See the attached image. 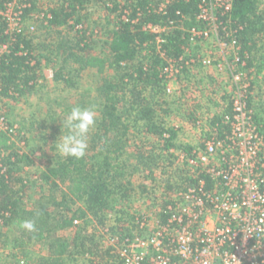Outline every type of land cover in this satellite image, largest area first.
Masks as SVG:
<instances>
[{
	"label": "trees",
	"instance_id": "obj_1",
	"mask_svg": "<svg viewBox=\"0 0 264 264\" xmlns=\"http://www.w3.org/2000/svg\"><path fill=\"white\" fill-rule=\"evenodd\" d=\"M42 1L28 0L29 6L23 9L24 21L42 12L39 10ZM53 2L54 5L36 19L35 34L59 31L60 39L51 45L54 55L44 57L38 53L35 34L16 36L9 51L0 59V95L16 99L31 92L43 79L42 73L47 65L45 58L51 62L53 81L68 90L78 88L83 71L96 70L105 77L97 88L96 97L92 101L80 100L77 105L93 106L98 112L95 126L88 137L87 153L81 160L59 156L42 173L40 180L49 187L48 199L44 204L27 207L25 199L28 197L29 183L21 174L33 162L27 155L21 154L13 136L0 133V226L10 230L12 247L20 253L13 255V264H18L19 257L29 258L28 250L35 245H44L46 253L35 257L31 264H79L80 258L88 262L93 261L92 257L105 258L109 251L102 248L95 235H86L81 229L84 227H75L76 220L86 221L92 217L104 225L107 213L115 211L119 216L113 226L114 231L130 233L138 229L133 224L131 214L119 209L120 206L130 207L136 192L130 181L136 167L130 161H122V142L132 125L144 126L160 145V153L149 152L146 157L142 155L146 160L144 169L149 171L147 178L156 179L155 172L161 167L160 160L176 158L171 150L176 149L187 155H192L195 150L193 146L176 143L178 131L158 119L156 108L163 106L167 89L162 75L164 60L160 52L171 59H179L191 47L188 31L204 26L198 20L199 0L172 2L164 12L157 11L162 0ZM5 3V0H0V12L4 10ZM94 3L102 4L107 9L108 20L110 14H115L117 18L114 27L107 32V49L102 54L95 52L101 40L96 39L95 30L90 27L89 6ZM169 21L175 22V28L162 35L164 42L160 45L158 35L143 29L149 23L166 24ZM6 29L7 24L0 16V44L8 40ZM230 30L235 32L241 62L246 63V69H256L258 80L264 73V0H234ZM109 72L112 74L107 75ZM247 103L250 109L252 99H248ZM163 113L168 111L163 109ZM254 119L259 131L264 134V118L255 113ZM218 124L221 125L220 118L213 122L214 126ZM182 172L183 169L178 167L172 179H163L165 188L177 189L181 186L179 182L188 181L187 177L181 176ZM162 173L166 174L167 171ZM176 173L181 174L177 177ZM67 184H70L69 191L64 189ZM208 187H211L210 180ZM142 189L146 192L149 187L146 185ZM127 201L129 205L124 203ZM76 203H82V209L74 211L72 206ZM28 219L36 222L33 232L18 227L19 221ZM166 220V216L162 215L161 222ZM126 224L131 227L127 229ZM71 228L78 230L72 239L60 235ZM1 264L12 263L2 261Z\"/></svg>",
	"mask_w": 264,
	"mask_h": 264
},
{
	"label": "built area",
	"instance_id": "obj_2",
	"mask_svg": "<svg viewBox=\"0 0 264 264\" xmlns=\"http://www.w3.org/2000/svg\"><path fill=\"white\" fill-rule=\"evenodd\" d=\"M5 1L0 16L7 24L8 40L0 44V59L16 36L36 33V26L23 20L28 0ZM162 1L158 12L179 0ZM233 5L234 0H199L198 20L204 26L188 31L191 47L179 59L160 52L168 94L173 93L172 80L188 83L196 92L197 86L190 79H183L182 73L196 74V67L211 69L226 74L235 86L230 110L220 114L221 125H213L212 129H204L202 121H196V126L207 133L203 147L192 155H176L183 169L181 176L188 181L179 182L177 189H167L162 182L158 196L161 204L155 217L133 206H120L131 214L138 229L122 233L113 227H102L101 246L109 254L105 258L92 257L88 264H264V134L248 108V95L243 93L251 85L245 73L246 63L239 56L235 32L230 30ZM123 18L127 20L126 16ZM173 28L174 21L143 27L158 35L159 45L164 42L162 35ZM211 40L216 49L235 52L236 63L213 53L201 57L193 54L194 49ZM241 83L245 86L240 87ZM2 98L0 95V133L15 139L17 129L8 120ZM162 215L166 222H161ZM74 226H81V221L76 220Z\"/></svg>",
	"mask_w": 264,
	"mask_h": 264
},
{
	"label": "rangeland",
	"instance_id": "obj_3",
	"mask_svg": "<svg viewBox=\"0 0 264 264\" xmlns=\"http://www.w3.org/2000/svg\"><path fill=\"white\" fill-rule=\"evenodd\" d=\"M53 5V0H43L39 6V10L42 12L38 15H34L33 19L26 20V24L37 27L36 19L42 17ZM89 11L91 12L90 27L95 30L96 39L101 40V44L96 47L95 52L97 54H102V51L104 52L107 49V46H105V41H107L108 37L107 32L114 27L113 25L117 22V18L115 14H110L108 20L107 9H105L102 4L98 3L90 5ZM39 33L35 34V36L33 35L36 48L39 50L38 53H41L44 57L54 55L51 50V45H53V41L57 42L60 39L59 31H49L47 32V34L49 33L48 35L45 33L43 34L42 31L40 34ZM210 53H213L218 58L224 57V59L230 61L232 64L233 62L236 63L237 55H235V52L230 53L228 50L222 52V50L216 49L214 47V40L206 41L193 51L194 55L200 57L211 55ZM44 63L47 65L44 67L42 73L43 79H40L39 84L31 92L16 99L3 97L1 100L9 122L16 126L17 138L14 140L18 145L17 147H19L21 154L24 153L33 162V165L27 166L21 174L29 183L27 192L28 197L25 199L28 208H32L35 205L37 206L38 203L44 204L48 199L49 187L40 180V177L59 157L58 153L55 151L54 145L61 135L60 121L63 120L64 116L70 112L73 107L78 105V101H92L97 95V88L101 85L105 77L98 74L96 70L83 71L80 74L78 88L68 90L63 85L53 81L51 62L45 58ZM194 70L197 72L196 74L194 72H184L182 73V77L183 79H190L191 83L195 84V86L197 85V91L193 93L188 83L172 80L170 88L173 93L168 94L166 89V95L163 99L164 104L161 108L157 107L156 109L157 115L159 116L158 119L160 121L163 120L167 127L174 128L178 131V137L176 139L177 144L193 146L195 149H199L202 147L207 133L205 130L200 129L201 127L196 126V121H202L204 129H212L214 120L219 118V115L216 114L217 110H219V106H215L217 101L213 100L212 97L215 98V95H217L216 93L219 92L226 93V101L223 100L221 102H223V106L230 107V97L236 90H234L235 86L232 81L229 82L226 74L224 75L214 71L215 77H219V79L224 77L226 80V82L222 80V83L219 84L220 86H216V83L208 82V76L206 77V82L199 83L198 77L201 74L198 72L207 69L196 67ZM255 71V68L252 70H245L251 87L249 90L244 88L243 93L248 95V99H252V107L250 108L252 114L258 113L260 117L264 118V73L256 80ZM251 73L252 75H250ZM109 74H112V72H109L107 75ZM245 83L247 84V80ZM245 83H241L240 87H244ZM200 89L206 90V92H208L206 93L207 97L210 98L201 99ZM163 109L167 110L168 113H163ZM96 117H98V112ZM38 138L42 141V145L38 144ZM122 146V161H130V163L136 167V172L130 179L131 187L136 188L131 206L139 210L142 209V211L145 210L155 217L156 209H158L159 204H161L158 196L162 188V182L165 183L163 179L167 180L169 177L172 179L174 171L180 166L176 157L179 150H171L176 158L168 157L167 159L166 157L164 161H159L161 167L156 169L155 179L154 177L147 178L149 171L144 169L146 166V160L144 158L149 152L152 154L160 153V145L152 135L146 132L144 126L132 125L127 135L124 136ZM142 155H145V157L143 158ZM164 171H167V173L163 174L162 172ZM179 174L176 173V176L179 177ZM146 185L149 189L143 192L142 187ZM64 189L69 191L70 184L64 185ZM124 203L129 205L128 201ZM72 207L75 211L82 209L83 204L76 203ZM116 208L117 207H115V209ZM118 216L119 213H115V211L108 212L106 222L102 226L98 221L92 219V217H89V220L86 221L80 220L81 226L84 227L81 229L86 235H95L96 239L100 241V231L102 227H113ZM76 230L77 229L71 231V229H68L61 232L60 235L72 239L75 232L78 231ZM12 245L10 230L0 226V264L2 261L12 264L15 263L13 255L15 253L20 255V253L15 251ZM28 251L29 258L19 257L18 264H27V261L28 264H31L35 257L46 253V247L44 245H35L31 246ZM32 257L33 259H31ZM81 259L82 258H80V262H78L79 264L84 262L86 264L88 263L87 259Z\"/></svg>",
	"mask_w": 264,
	"mask_h": 264
},
{
	"label": "clouds",
	"instance_id": "obj_4",
	"mask_svg": "<svg viewBox=\"0 0 264 264\" xmlns=\"http://www.w3.org/2000/svg\"><path fill=\"white\" fill-rule=\"evenodd\" d=\"M97 112L93 106H75L68 112L61 123V135L55 142V151L61 158L81 160L88 150V137L96 123ZM38 144L42 141L38 138ZM18 227L27 232L36 230L33 219L21 220Z\"/></svg>",
	"mask_w": 264,
	"mask_h": 264
},
{
	"label": "crops",
	"instance_id": "obj_5",
	"mask_svg": "<svg viewBox=\"0 0 264 264\" xmlns=\"http://www.w3.org/2000/svg\"><path fill=\"white\" fill-rule=\"evenodd\" d=\"M206 71V72H205ZM205 71H200V72H198V73H200L201 75L198 77V81H199V83L200 82H206L207 80H208V82L209 83H216L215 85L216 86H220L219 84H221L222 83V80H225V78L224 77H222V79L220 78L219 79V77H215V75H214V70H205ZM208 76V77H207ZM224 76V75H223ZM206 77L208 78L207 80H206ZM209 79H210V81H209ZM224 82H226V80L224 81ZM197 86V85H196ZM199 87V86H198ZM201 88V87H200ZM215 90H216V88H215ZM200 93H201V95H200V98L201 99H205V98H210V97H207V94L206 93H208V92H206V90H204V89H200V91H199ZM217 95H215V98H213L212 97V99L213 100H216L217 101V103L215 104V106H219V110H217V112H216V114H218L219 115V117H220V114H222L224 111H229L230 110V108L229 107H226L225 105L223 106L222 104H223V102H221V101H226V97H225V94L226 93H223V92H219V93H216ZM220 95V96H219ZM195 99H197V98H195ZM72 230H74V228H71V231Z\"/></svg>",
	"mask_w": 264,
	"mask_h": 264
}]
</instances>
